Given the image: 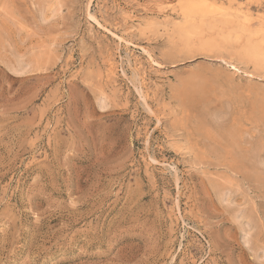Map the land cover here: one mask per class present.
<instances>
[{
    "label": "rangeland",
    "instance_id": "1",
    "mask_svg": "<svg viewBox=\"0 0 264 264\" xmlns=\"http://www.w3.org/2000/svg\"><path fill=\"white\" fill-rule=\"evenodd\" d=\"M263 246L264 0H0V264Z\"/></svg>",
    "mask_w": 264,
    "mask_h": 264
},
{
    "label": "bare ground",
    "instance_id": "2",
    "mask_svg": "<svg viewBox=\"0 0 264 264\" xmlns=\"http://www.w3.org/2000/svg\"><path fill=\"white\" fill-rule=\"evenodd\" d=\"M209 4V3H208ZM208 6V5H207ZM215 6V5H214ZM32 58V57H31ZM31 58H28V59H22V58H17V59H15V60H13V61H11V62H8L7 64H6V67L9 69V70H11L12 72H15V73H24V72H26L29 68H31V67H33L34 65H36L35 64V59L33 60V59H31ZM11 59H13V58H11ZM39 59V58H38ZM230 63V62H229ZM230 65H231V63H230ZM231 67V66H230ZM229 67V68H230ZM232 67H234V68H232V69H235L236 71H237V73H238V71H241V69H239V68H237L235 65H233L232 64ZM234 70V71H235ZM243 72V71H242ZM249 73V72H248ZM251 74V73H250ZM245 75H246V73H245ZM248 75V74H247ZM210 76V75H209ZM254 76H256V75H254ZM233 90V89H232ZM181 92V91H180ZM192 96H194V95H192ZM100 97V96H99ZM204 98V97H203ZM226 102V101H225ZM105 104V102L102 100L101 102H100V105H104ZM98 105V104H97ZM190 109V108H189ZM194 110V109H193ZM224 111V110H223ZM185 127V126H184ZM176 130V129H175ZM234 130V129H233ZM243 138V137H242ZM237 139V138H236ZM249 228V227H248ZM247 230V229H246ZM245 230V231H246ZM244 231V232H245ZM247 233V232H246ZM243 236V235H242ZM255 237V236H254ZM244 240H249L248 239V237H246V236H244ZM251 239V238H250ZM254 243V242H253ZM245 244H247V243H245ZM264 247V246H263ZM262 252V251H261Z\"/></svg>",
    "mask_w": 264,
    "mask_h": 264
}]
</instances>
